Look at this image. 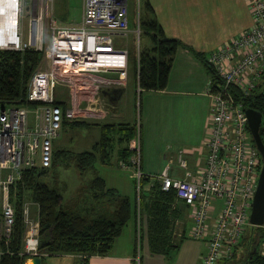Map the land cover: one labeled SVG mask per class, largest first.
I'll return each mask as SVG.
<instances>
[{
  "label": "built area",
  "instance_id": "1",
  "mask_svg": "<svg viewBox=\"0 0 264 264\" xmlns=\"http://www.w3.org/2000/svg\"><path fill=\"white\" fill-rule=\"evenodd\" d=\"M52 3L53 0H0V52L41 53L25 97L34 105L0 107V259L9 254L14 224L10 187L23 172L50 168L52 141L64 124L77 118L76 92L87 90L97 74L115 71L121 81L126 76L127 50L116 46L114 40L128 32L127 0H82L81 20L76 26L57 23ZM247 4L250 28L206 58L219 80L214 86L210 83L207 90L209 118L202 165L196 163L191 175L182 153H178L174 161L184 171L182 179L171 178L168 167L156 176L144 175L139 163L138 122L127 143L129 157L118 160V168L127 171L133 182L136 262L140 246V182L145 177L157 182L161 191L172 189L175 198L187 206L191 219L188 237L206 242V251L197 264H218L229 259L249 226L261 162L247 129L245 109L230 93L235 88L241 97H248L264 78V0H247ZM134 30L139 33L137 20ZM72 75L85 76L87 84L73 85L70 105H55L56 87L61 82H71ZM258 132L264 147V111ZM217 201H221L219 210L212 216ZM22 222L21 255L28 260L38 258L37 213L36 209L31 213L26 202L22 205ZM176 227L180 229L174 222L173 242L182 235L181 230H174ZM259 249L264 256V241Z\"/></svg>",
  "mask_w": 264,
  "mask_h": 264
},
{
  "label": "trees",
  "instance_id": "2",
  "mask_svg": "<svg viewBox=\"0 0 264 264\" xmlns=\"http://www.w3.org/2000/svg\"><path fill=\"white\" fill-rule=\"evenodd\" d=\"M139 29L148 38L149 47L139 50L137 56L129 62L134 76V89L137 87L139 92L161 90L165 87L173 56L180 47V43L163 34L154 19L153 11L147 4L145 16L139 20ZM199 59L210 76L211 85H216L219 79L214 70L203 58L199 57ZM40 61L41 53L33 50L0 52V107L34 105L28 103L25 97L29 78ZM263 90L264 78H261L248 97H241L235 88H231L230 93L235 100L242 103L245 110L250 109L262 114L264 111ZM53 103L62 106L66 104L65 100L58 96ZM75 124L71 122L68 125ZM99 130L98 140L91 151L69 153L67 156L64 151L52 152L51 170L54 174L52 186L40 181V178L46 174V170H29L23 172L21 178L10 187L9 202L13 208L14 224L8 246L9 254L0 259V264H26L28 260L27 256L21 255L22 205L25 191L37 213L39 224L37 251L40 264H44L46 257L60 255H74L77 257L74 264H87L92 256L108 254L115 238L134 216L133 203L116 190L106 188L103 179L96 177L87 185L92 202L89 210L76 208L74 203L67 207L62 204L55 184L57 172L55 167L61 162L64 169H67V165L71 163L77 172L84 173L96 160L100 165H109L114 152L117 153L119 160H127L129 157L127 143L134 135L133 125L107 123L100 125ZM178 201L181 200L175 198V192L172 189L161 191L157 182H150L147 177L141 180L140 208L141 212L144 208L148 216L145 245L153 254H164L175 243L172 241V228L178 216L175 207ZM94 206H99L100 211L96 209L93 211ZM244 233L247 235L245 239ZM263 237L264 224L262 227L247 226L237 245L232 248L230 258L219 264H264V256L258 252Z\"/></svg>",
  "mask_w": 264,
  "mask_h": 264
},
{
  "label": "crops",
  "instance_id": "3",
  "mask_svg": "<svg viewBox=\"0 0 264 264\" xmlns=\"http://www.w3.org/2000/svg\"><path fill=\"white\" fill-rule=\"evenodd\" d=\"M244 2L245 5L243 0H127V20L131 30L127 33L132 34L136 20L139 26V20L145 16V5L147 4L153 11L154 19L163 34L180 43V47L173 56L165 87L161 90L140 91L146 93L140 96L138 106L139 163L144 175L159 174L165 167H168V175L171 178L182 179L184 171L179 169L174 161L178 153H182L191 175L196 169V163L202 165L205 154L203 140L206 136L209 118L207 90L211 81L199 57L206 62L207 56L215 48L248 28L249 25L241 23L240 10H237L238 5L243 4L249 17L246 0ZM142 33L148 43L142 49L138 47L135 54L149 47V40L144 32ZM132 39L131 35L130 40ZM115 45L119 46L118 43ZM134 57V53L128 50L124 81H121L118 75L113 79L97 76L92 78L97 85L103 88L109 87L113 82L123 89L124 82L128 79L127 69L130 67L129 76L134 85L133 71L129 63ZM108 73L116 72L108 71L104 74ZM114 109L115 106H112L109 112L114 113ZM88 110V108L80 110L78 105V118L73 122L102 119L101 115L86 118L80 114ZM115 118L116 116L112 115L110 121ZM113 155L115 163H118L117 153L114 152ZM127 178L129 186L126 189L128 191L125 192H129L131 198L123 196H126L134 205L133 182L129 177ZM109 189L117 191L113 187ZM220 202H216L212 216L218 212ZM175 207L178 211L175 222L180 225V229L176 227L174 230H181L182 236L181 240L175 242L173 247L167 249L164 254H153L147 249L145 227L148 216L144 208L143 212L140 208L138 261H135L134 215L113 241L108 254L92 256L87 264H197L198 258L206 251V242L205 240H193L187 236L191 225L189 210L182 201H178ZM187 239L190 242L188 246ZM170 256L176 257V260L169 263ZM76 259L74 255L49 256L45 258L44 264H74Z\"/></svg>",
  "mask_w": 264,
  "mask_h": 264
},
{
  "label": "rangeland",
  "instance_id": "4",
  "mask_svg": "<svg viewBox=\"0 0 264 264\" xmlns=\"http://www.w3.org/2000/svg\"><path fill=\"white\" fill-rule=\"evenodd\" d=\"M243 0V4H244ZM241 4V3H240ZM238 5L237 10H240L239 19L241 23L246 24L248 28L251 26V17L248 10V4L246 0V6L248 10L249 17L244 5ZM53 15L56 22L61 25H70L76 26L80 23L81 14H82V0H53ZM129 13V11H128ZM250 19V20H249ZM128 30H130L128 26ZM131 31V30H130ZM243 31V32H245ZM241 32V33H243ZM240 33V34H241ZM132 35V40L130 37ZM239 35V34H238ZM127 36V37H126ZM237 36V35H236ZM235 37V36H234ZM233 38V37H232ZM115 43H118L119 48H125L127 51L134 53L137 48H141L146 45L147 39L144 37L142 30L139 29V33L136 34L135 30L131 33H127L123 37L116 38ZM225 42H223L224 44ZM220 46V45H219ZM218 46V47H219ZM217 47V48H218ZM215 48V50L217 49ZM214 50V51H215ZM130 67L127 69V80L124 82L123 89L119 99L115 103V112L111 113L107 109L112 102H107L103 96V93L106 92L109 88H119V85L116 83H111L109 87H104L101 85H96L94 81H90L88 84L87 90L76 92V97L74 98L79 104L80 110L88 108L89 110L83 114L86 118L87 116H103L101 120L99 119H88L83 122L76 123L75 125L64 124L62 129L59 130L58 136L52 141V152H65L67 156L69 153L76 154L84 151H91L92 146L97 142L99 137V126L107 123H128L135 127L136 122L139 124V133H140V120L138 115V106L140 96H144V92H136L134 85L131 82L129 76ZM99 78H117V73H108V74H97L95 75ZM71 82L69 83H60L55 90V95L65 100L67 105H70L72 100V88L74 84H87L83 78L85 76H74ZM81 78V79H79ZM144 98V97H143ZM112 101V100H111ZM113 101V102H115ZM82 115V116H83ZM115 115L116 118L110 121L111 116ZM78 118V117H77ZM75 118V119H77ZM93 118V117H92ZM73 119V120H75ZM140 135V134H139ZM140 140V136H139ZM253 143V142H252ZM254 145V144H253ZM255 147V146H254ZM206 152V150H205ZM67 169H64L63 162H61L56 169V182L59 194L61 196V202L67 207H70L74 203V207H81L82 210L87 211L92 204L90 196L91 192L87 190V185L91 180L96 177L103 179L106 188L113 187L117 189L118 193L121 195H126L131 198L130 193H126L128 182V172L123 171L118 168L117 163H115V156L112 154L110 158L109 165H100L97 160L93 163L92 167L85 171L84 173L77 172L74 167L69 163ZM53 173L50 168L46 170V174L40 178V181L47 184L48 186L53 185ZM158 175H150L156 176ZM24 203L26 202L29 205V210L31 213L35 211V206L30 202L28 193L25 191L23 194ZM103 208V207H102ZM100 211L99 206H94L93 211ZM105 209V208H103ZM250 212V210H249ZM249 216V215H248ZM250 226V225H249ZM247 233V231H246ZM246 233H244V239L246 238ZM23 234V233H22ZM188 236V232H187ZM264 241V237L259 245ZM189 239H187V246L189 244ZM258 248V252H259ZM240 255L242 254V248H239ZM238 253V248L237 251ZM240 257V256H239ZM176 257H169V263L173 262ZM29 261V260H27ZM30 264V261L28 262ZM27 264V263H26Z\"/></svg>",
  "mask_w": 264,
  "mask_h": 264
},
{
  "label": "water",
  "instance_id": "5",
  "mask_svg": "<svg viewBox=\"0 0 264 264\" xmlns=\"http://www.w3.org/2000/svg\"><path fill=\"white\" fill-rule=\"evenodd\" d=\"M117 91L116 98L113 101H117L121 95L122 89L113 88ZM111 103L107 107L108 110L111 109L112 106H115V102ZM115 111V109H114ZM245 115L247 119V129L250 134L251 140L260 156V168L258 177L256 180V186L253 193V198L250 206V212L248 216V224L251 227H262L264 224V147L261 143L260 136H259V121H260V113L252 111L250 109L245 110ZM30 264H40L39 258H32L30 260Z\"/></svg>",
  "mask_w": 264,
  "mask_h": 264
},
{
  "label": "flooded vegetation",
  "instance_id": "6",
  "mask_svg": "<svg viewBox=\"0 0 264 264\" xmlns=\"http://www.w3.org/2000/svg\"><path fill=\"white\" fill-rule=\"evenodd\" d=\"M117 94V91H115L113 88H109L103 93V96L107 102H112L113 99L116 98Z\"/></svg>",
  "mask_w": 264,
  "mask_h": 264
},
{
  "label": "bare ground",
  "instance_id": "7",
  "mask_svg": "<svg viewBox=\"0 0 264 264\" xmlns=\"http://www.w3.org/2000/svg\"><path fill=\"white\" fill-rule=\"evenodd\" d=\"M29 261H30V260H29ZM29 261H27L26 263L29 264V263H28Z\"/></svg>",
  "mask_w": 264,
  "mask_h": 264
}]
</instances>
